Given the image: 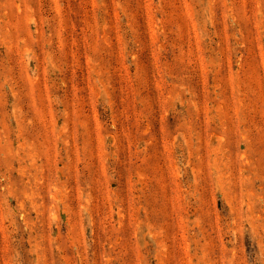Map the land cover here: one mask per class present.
Returning a JSON list of instances; mask_svg holds the SVG:
<instances>
[{
  "label": "rangeland",
  "instance_id": "rangeland-1",
  "mask_svg": "<svg viewBox=\"0 0 264 264\" xmlns=\"http://www.w3.org/2000/svg\"><path fill=\"white\" fill-rule=\"evenodd\" d=\"M0 264H264V0H0Z\"/></svg>",
  "mask_w": 264,
  "mask_h": 264
}]
</instances>
